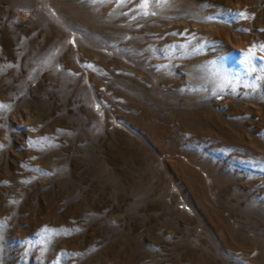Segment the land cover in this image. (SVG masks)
Here are the masks:
<instances>
[{
  "label": "rangeland",
  "instance_id": "374dc122",
  "mask_svg": "<svg viewBox=\"0 0 264 264\" xmlns=\"http://www.w3.org/2000/svg\"><path fill=\"white\" fill-rule=\"evenodd\" d=\"M262 45L264 0H0V264H264Z\"/></svg>",
  "mask_w": 264,
  "mask_h": 264
},
{
  "label": "snow or ice",
  "instance_id": "6c2138e0",
  "mask_svg": "<svg viewBox=\"0 0 264 264\" xmlns=\"http://www.w3.org/2000/svg\"><path fill=\"white\" fill-rule=\"evenodd\" d=\"M242 15V14H241ZM262 49H264V45L261 46ZM6 106L5 105H0V109H3L5 108Z\"/></svg>",
  "mask_w": 264,
  "mask_h": 264
}]
</instances>
